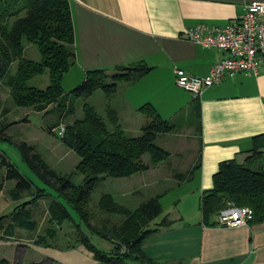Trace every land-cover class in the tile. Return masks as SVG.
Wrapping results in <instances>:
<instances>
[{"label": "crops", "instance_id": "crops-1", "mask_svg": "<svg viewBox=\"0 0 264 264\" xmlns=\"http://www.w3.org/2000/svg\"><path fill=\"white\" fill-rule=\"evenodd\" d=\"M253 1L264 2L69 0L75 56L69 72L82 80L88 70L104 69L110 75L117 67L134 63L150 68L118 84L121 106L126 109L123 117L137 116L135 111L149 104L173 125L171 133L193 127L190 134L196 140L197 152L189 165L194 160L197 168L193 179L199 196L212 187L220 162H242L252 147L251 139L264 134V63L255 75L227 76L195 100L176 85L175 69L203 77L226 55L191 43L183 31L197 24L226 25ZM183 108L187 110L184 117L176 119ZM113 109L120 120L119 110ZM187 144L182 143L176 157L182 158L190 149ZM176 173V180L181 181L184 174ZM188 215L183 211L166 215L170 226L142 243L149 259L158 264H264V221L229 228L204 226L196 206L192 216Z\"/></svg>", "mask_w": 264, "mask_h": 264}, {"label": "trees", "instance_id": "trees-1", "mask_svg": "<svg viewBox=\"0 0 264 264\" xmlns=\"http://www.w3.org/2000/svg\"><path fill=\"white\" fill-rule=\"evenodd\" d=\"M24 41L35 46L38 61L23 57ZM74 57V30L69 0H0V84L8 87L10 99L19 108H32L36 112L48 113V107L55 106L58 121L53 120L45 127L44 130L49 134H55L60 123L74 114L76 99L87 98L94 92L101 91L109 102L119 83L150 71V68L141 63L117 67L110 75L104 69L88 70L81 82L69 93H65L62 79L74 65ZM14 63L15 71L10 73L9 69ZM45 73L48 75V85L44 89L27 86L28 80ZM105 110L113 130L109 131L103 119L87 104L83 105L81 118L61 129L62 143L79 159L75 168L82 177L79 184H73L69 176L57 175L49 170L33 146L25 142L15 145L23 162L36 174L38 180L55 191L54 200L48 205V213L51 221L57 225L72 221L63 203L57 200L60 198L93 231L86 220V209L97 183L102 178H128L145 172L150 165L161 163L169 155L155 144V139L159 134L173 132L174 127L163 120L151 105L145 104L138 109L147 117L148 122L136 137L126 136L118 124L116 111L111 106L107 105ZM10 125L12 123H6L0 128V132ZM251 140L252 147L243 161L231 159L220 162L212 176V187L201 192L199 211L204 226L218 225L215 217L229 204L250 208L253 212L250 223L264 221V134ZM2 155L0 166L4 173L0 185L3 181H14L13 190L16 194L31 191L32 187H35V194L16 205L13 212L0 215V231L5 238L13 236L14 227L32 233L36 230L37 223L31 219L28 207L34 206L43 198L45 190L24 177L4 152ZM144 155H148L149 163L142 160ZM159 197L160 195H156L150 198L135 212L126 215L121 225L112 232L115 238L108 237L113 245L114 257L98 255V260L158 264L143 252L142 243L151 234L172 223L165 216L153 228L147 226L148 222L161 215ZM23 207L28 208L29 213L26 211L23 217L18 218L17 211ZM99 207L109 212L124 211L113 203L108 194L101 196ZM7 219H11L12 223L5 224ZM74 225L79 231L78 225ZM46 234L53 238L55 229L51 227ZM0 264H8V261L0 259Z\"/></svg>", "mask_w": 264, "mask_h": 264}, {"label": "rangeland", "instance_id": "rangeland-1", "mask_svg": "<svg viewBox=\"0 0 264 264\" xmlns=\"http://www.w3.org/2000/svg\"><path fill=\"white\" fill-rule=\"evenodd\" d=\"M23 57L32 61L39 60L38 52L33 44L24 41ZM15 67V63L11 65L10 73H14ZM73 73L67 72L63 76L62 86L65 93H69L81 82L76 77L74 78ZM47 85V73L27 81L29 87L44 89ZM8 91V87L1 83L0 128L6 123H12V125L0 132V155L3 156L2 152H4L13 166L24 177L31 180L35 186H40L45 190V196L40 198L34 206L28 207L31 211V219L37 223L34 232L29 233L14 227L12 229L13 236L5 238L3 232L0 231V259L7 260L8 264H131L128 260L114 263L111 261L101 262L97 258L98 255H104L108 258L114 257L113 245L108 237L115 238L112 232L121 225L127 214L135 212L141 204L157 194L160 195L159 204L162 212L158 218L148 222L149 228H153L168 213L172 216L177 211H183L187 212L188 216H192L196 206L197 212L200 214V196L195 191L196 182L193 179L196 173L195 166H193L194 160L189 165L192 159L196 157V140L191 138L194 135L190 134L193 132V127H190V130L182 127L174 133L159 134L156 137L155 144L167 150L169 155L161 163L150 165L149 171L128 178H102L97 183L86 209V220L94 229L93 231L88 229L78 214L60 198L57 200L63 203L64 208L72 217V221H65L61 225H57L51 221L48 213V205L54 200L55 191L42 180L41 182L38 180L36 174L23 162L15 145L25 142L33 146L34 151L49 170L57 175L69 176L73 184H79L82 177L75 170L79 159L71 149L62 143L60 132L64 125L82 117L84 104L95 110L109 131L113 130V126L107 118L105 107L109 105L112 108H117L121 114V121L118 120V123L121 124V129L127 137L139 136L141 126L145 125L148 119L138 111H135L137 116L131 114V116L123 117L126 115V109L125 106H121L120 100L123 98L120 91H117L109 102L101 91H96L87 98L76 99L74 114L60 123L55 134H49L44 130L45 127L53 120L58 121L57 112L54 110L55 106L50 105L48 113L36 112L32 108H19L13 104ZM184 111L187 110L183 108L181 112L178 111L179 114L176 119L182 120L183 113H186ZM183 142H187L186 148L190 149L186 151L184 158L176 157V152L180 150ZM142 160L149 163L148 155H144ZM250 166L254 167V164ZM176 172L184 174L181 181L176 180ZM3 173L4 169L0 166V181ZM14 186V181H3L0 185V215L13 212L16 205L28 200L35 194V187H32L31 191L16 194L13 190ZM104 194L110 195L113 203L124 211L109 212L100 209L99 201ZM28 208L23 207L17 211L18 218L23 217L26 211L29 213ZM7 223L11 224L12 220L7 219L5 224ZM74 224L78 225L79 231L76 230L77 227L75 228ZM51 227L55 229L53 238L46 234ZM39 238L41 240H37Z\"/></svg>", "mask_w": 264, "mask_h": 264}, {"label": "built area", "instance_id": "built-area-1", "mask_svg": "<svg viewBox=\"0 0 264 264\" xmlns=\"http://www.w3.org/2000/svg\"><path fill=\"white\" fill-rule=\"evenodd\" d=\"M185 39L204 48L225 53L203 76L186 74L175 69L176 85L187 91L193 99L219 84L225 77L255 75L264 63V2L253 1L235 21L223 26L197 24L183 31ZM253 212L248 207H228L215 217L218 226L241 227L250 223Z\"/></svg>", "mask_w": 264, "mask_h": 264}]
</instances>
